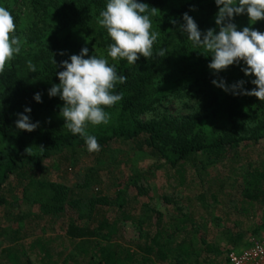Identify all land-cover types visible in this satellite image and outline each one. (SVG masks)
I'll list each match as a JSON object with an SVG mask.
<instances>
[{
    "label": "trees",
    "instance_id": "16d2710c",
    "mask_svg": "<svg viewBox=\"0 0 264 264\" xmlns=\"http://www.w3.org/2000/svg\"><path fill=\"white\" fill-rule=\"evenodd\" d=\"M17 1H21L30 15L23 17L13 13L8 5L5 7L15 18L17 35L26 43L10 68L0 75V207L7 203L4 192L12 180L30 176L46 159L67 149L87 148L82 137L73 135L64 127L65 121L59 115L63 101L59 96L50 97L48 94L52 85L59 83L57 73L64 70L59 66L60 62L79 54L81 41L85 40L103 53L110 64H115L118 75L127 78L115 88V94L122 93L123 99L114 107L105 109L111 115L109 124L89 125L87 129L96 137L101 150L117 139L133 143L137 150H144L155 158L154 169L164 167L169 171L174 187L185 191V201L198 202L206 210L217 204L218 194H222L223 189L219 177L213 178L216 180L213 187L211 179H205L207 172L204 171L207 166L227 163L231 182L238 177L242 179L238 194L246 207L242 214L247 216L248 209L264 202V157L243 160L237 152L242 145H262L264 102L254 96H234L227 92L221 100L226 124H213L209 130L199 124L203 109L217 101L212 91L213 70L208 67L212 57L205 49L193 45L180 26L184 24L183 14L187 12L201 32L210 28L218 31L215 0H189L178 8L168 9L164 5L166 0H140L158 9L151 17L152 30L159 33L154 52L164 49L166 55L154 56L150 60L141 56L136 65H129L126 59L113 61L107 56L112 41L106 29L98 24L99 13L105 9L107 0H14V3ZM233 22L238 29L251 26L264 32V21L249 25L246 14L236 16ZM60 52L65 54L60 55ZM29 60L35 65L36 72L29 70ZM243 67H246L243 62L234 64L218 76L228 85L245 80L244 88L251 90L255 85H251L250 76L246 77L241 71ZM173 78L183 80L179 87H192L195 96L203 95L201 111L187 118L154 112V104L160 100L164 83ZM36 93L41 94L42 102L34 100ZM25 107H30L31 112L24 113ZM149 112L153 113L150 117H140ZM18 113L29 115L33 123L39 122V126L32 132L17 129ZM29 147L27 153L25 149ZM236 165L244 166L242 174L236 170ZM188 167L195 176L188 177ZM154 172L149 171L147 175ZM29 186L34 193L29 204H38L42 213L54 215L69 205L78 212V219L87 220L86 225L69 222L62 237L73 246L83 264H205L209 255L219 248L215 241L209 240L207 232L200 230L205 221L194 208L188 206L186 212L164 218L160 206L169 202L165 195L159 196V204L147 209L149 213L144 216H134L129 209H123L122 202L118 207L120 218L110 219L99 207L108 204L104 195L81 201L68 199L71 191L53 181L31 179ZM121 220L139 227L141 243L135 248H130L122 238ZM213 220L218 219L213 217ZM241 236L239 233L232 239L239 241ZM51 241L52 238L37 236L29 243L30 250H37L40 264L64 261L63 250L53 253L49 248ZM237 248L240 246L229 250ZM5 264L29 263L27 259L21 262L18 254L9 249Z\"/></svg>",
    "mask_w": 264,
    "mask_h": 264
},
{
    "label": "rangeland",
    "instance_id": "374dc122",
    "mask_svg": "<svg viewBox=\"0 0 264 264\" xmlns=\"http://www.w3.org/2000/svg\"><path fill=\"white\" fill-rule=\"evenodd\" d=\"M187 1L189 0H166L165 9L178 8ZM6 5L12 9L13 13L23 17L30 15L21 1L14 3V0H0V7H6ZM81 45L82 48L89 49V56L94 54L106 58L86 40L81 41ZM213 79L218 80L220 76L213 72ZM252 79H254L253 76L248 78L251 85ZM182 81L173 78L164 83L160 100L154 104V112L166 113L176 118H187L202 110L203 95L200 93L195 96L192 87H179ZM212 91L217 101L203 109V116L199 123L205 130H209L213 124H226L221 100L227 92L213 84ZM151 114L153 113H144L140 117L148 118ZM261 144L253 147L242 145L237 150L238 155L243 160L262 158L264 157V140ZM154 161V157L149 156L144 150H137L133 143L117 139L109 142L99 152L90 153L86 147L67 149L61 154L46 159L30 176L12 180L4 192L7 203L0 207V264H5L9 249L18 254L21 262L27 259L29 264H40L37 250L29 249V243L37 236L52 238L49 248L53 253L64 251V261H59L57 264H83L73 246L66 240H62V237L65 236V228L69 222L86 225L87 220L78 219V212L69 205H66L64 211L51 215L42 213L38 204H29V201L34 199V193L29 188L31 179L53 181L66 186L71 191L68 199L85 201L91 196H106L108 204L99 207L110 219L120 218L118 207L122 202L123 209H129L134 216H144L149 213L146 212L147 209L159 204L158 197L162 195L169 198L165 206H160L164 218L173 213L186 212L190 206V209L194 208L196 214L201 215L203 222L205 221V224L200 226V230L207 232L206 236L209 240L215 241L219 247L216 253L209 255L205 264H223L231 247H244L249 239L264 237V202L256 203L253 209L252 207L248 209L247 216L242 214L243 208H246L238 198L242 179L238 177L239 179L234 183L231 182L230 166L227 163L207 166L204 171L207 172L205 179L210 178V184L213 187L216 186V180L213 181V178L219 177L221 180L219 183H222L223 189L222 194H218L217 204H213L206 210L198 202L185 201V191L174 187L173 179L169 177V171L166 168L154 169ZM154 170L153 175H147L149 171ZM236 170L242 174L245 169L243 165H236ZM189 176L195 175L188 167ZM194 183H197V180H194ZM229 192L231 194H224ZM176 207L181 209L177 210ZM213 217H217L218 220H213ZM198 218L196 217V220ZM119 225L120 234L130 248H135L137 243H141L137 225L127 220H121ZM239 233L242 235L241 239L233 241L232 238Z\"/></svg>",
    "mask_w": 264,
    "mask_h": 264
},
{
    "label": "clouds",
    "instance_id": "9594fccd",
    "mask_svg": "<svg viewBox=\"0 0 264 264\" xmlns=\"http://www.w3.org/2000/svg\"><path fill=\"white\" fill-rule=\"evenodd\" d=\"M215 3L218 7L215 18L218 31L210 28L201 32L187 12L183 14L184 24L180 29L187 33L193 45L211 53L208 67L215 74L243 62L246 65L241 69L244 75L255 77L251 80L255 85L251 90L244 88L245 80L228 85L223 78L213 79V85L234 96H254L264 102V32L251 26L238 29L233 22L236 16L244 14L249 25L264 21V0H215ZM157 11V8L140 0H107L98 18V24L106 29L112 41L107 56L113 61L126 59L129 65H136L141 56L147 60L154 56L164 57V49L154 52L159 33L152 30L151 17ZM24 43L26 40L22 41L17 35L15 18L5 7H0V75L10 68ZM53 62L57 65L54 59ZM27 63L29 70L36 72L35 65L30 60ZM59 66L64 69L57 73L59 83L53 84L48 94L50 97L59 96L63 101L59 115L65 121L64 127L73 135L82 137L90 153L99 152L98 140L87 129L89 125L109 124L111 115L105 109L114 107L123 99L122 93L115 94V88L117 84L125 83L127 78L118 75L115 64H110L108 59L94 54L89 56L87 47H83L79 54L71 55L69 60L61 61ZM34 100L42 102L41 94L36 93ZM30 112V107L24 108V113ZM24 113L17 114L16 127L32 132L39 122L33 123ZM29 149L25 151L28 153Z\"/></svg>",
    "mask_w": 264,
    "mask_h": 264
},
{
    "label": "built area",
    "instance_id": "2783aa9c",
    "mask_svg": "<svg viewBox=\"0 0 264 264\" xmlns=\"http://www.w3.org/2000/svg\"><path fill=\"white\" fill-rule=\"evenodd\" d=\"M223 264H264V237L251 238L248 245L230 250Z\"/></svg>",
    "mask_w": 264,
    "mask_h": 264
}]
</instances>
